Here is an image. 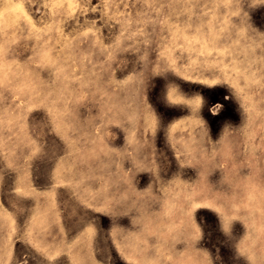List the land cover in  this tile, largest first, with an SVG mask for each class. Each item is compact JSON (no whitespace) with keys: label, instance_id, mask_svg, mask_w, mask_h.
I'll list each match as a JSON object with an SVG mask.
<instances>
[{"label":"rangeland","instance_id":"obj_1","mask_svg":"<svg viewBox=\"0 0 264 264\" xmlns=\"http://www.w3.org/2000/svg\"><path fill=\"white\" fill-rule=\"evenodd\" d=\"M169 1L0 0V264H264V0Z\"/></svg>","mask_w":264,"mask_h":264},{"label":"bare ground","instance_id":"obj_2","mask_svg":"<svg viewBox=\"0 0 264 264\" xmlns=\"http://www.w3.org/2000/svg\"><path fill=\"white\" fill-rule=\"evenodd\" d=\"M144 1H147V0H144ZM173 1V3H174V0H172ZM172 1H169V2H172ZM256 2V1H255ZM11 5V4H10ZM193 5V4H192ZM150 6V5H149ZM176 6H177V4H176ZM183 6V5H182ZM178 7V6H177ZM206 8V7H205ZM178 9V8H177ZM22 10V9H21ZM217 10V9H216ZM239 10V9H238ZM13 11V10H12ZM23 11V10H22ZM15 12V11H14ZM19 12H21V11H19ZM16 14L18 15L19 13H18V11H17V9H16ZM182 16V15H181ZM184 17V16H183ZM182 18V17H181ZM203 19H207V15H204L203 16ZM212 18H210V20H211ZM11 21V20H10ZM201 23V22H200ZM202 23H204V22H202ZM173 25V24H172ZM244 25V24H243ZM246 26V25H245ZM49 27V26H48ZM195 27H198L197 26V21H192L191 22V26H190V28H195ZM202 27H205L204 25L202 26L201 25V28ZM209 27V26H208ZM211 28H212V26H210ZM187 28V27H186ZM185 28V29H186ZM64 29V28H63ZM232 30V29H231ZM185 31V30H184ZM196 31H198V29L196 30ZM253 31V30H252ZM193 32V31H192ZM199 33V32H198ZM205 34V33H204ZM189 36H191V35H189ZM100 38V37H99ZM186 39V38H185ZM198 41V40H197ZM193 42V41H192ZM195 43H197V42H195ZM227 45V44H226ZM229 45V44H228ZM232 50H233V48H231ZM262 49V52H263V48H261ZM258 50V49H257ZM242 52V51H241ZM260 52H261V50H260ZM35 55V54H34ZM57 56V55H56ZM127 57V56H126ZM129 58V57H128ZM160 60V59H159ZM240 63V62H239ZM246 65V64H245ZM252 65V64H251ZM25 66V65H24ZM17 67V66H16ZM241 68L243 67V66H240ZM247 67V66H246ZM258 67V66H257ZM11 68V67H10ZM24 68V67H23ZM13 69V68H12ZM248 70V69H247ZM32 71V70H31ZM28 73V72H27ZM246 73V72H245ZM245 76V75H244ZM254 76V75H253ZM11 77V76H10ZM53 77V76H52ZM247 78V77H246ZM152 79V78H151ZM16 80V79H15ZM27 80V79H26ZM14 82V81H13ZM20 82H21V80H20ZM27 82V81H26ZM19 83V82H18ZM8 85V84H7ZM142 88V87H141ZM29 90V89H28ZM142 96V95H141ZM8 102V101H7ZM238 102V101H237ZM239 103V102H238ZM256 107H258V105L256 106ZM140 109H142L141 107H140ZM149 109V108H148ZM150 110V109H149ZM199 111V110H198ZM252 111V110H251ZM161 112V111H160ZM146 114H147V112H145ZM261 113H262V111H261ZM241 115V114H240ZM239 115V116H240ZM258 116V115H257ZM239 118V117H238ZM9 119V118H8ZM25 119V118H24ZM23 123V122H22ZM249 124L250 123H248V124H246V126L248 125L249 126ZM166 131H167V127L166 128H164L161 132H160V136H164V134L166 133ZM81 138V137H80ZM162 138V137H161ZM15 146V145H14ZM152 150V149H151ZM20 156V155H19ZM12 158V157H11ZM14 158V157H13ZM19 159V158H18ZM16 160V159H15ZM123 161V160H122ZM4 162V161H3ZM119 166V165H118ZM8 169V168H7ZM14 173V172H13ZM54 175V174H53ZM151 178V177H150ZM28 182V181H27ZM26 182V183H27ZM150 182V181H149ZM149 184V183H148ZM147 186V185H146ZM146 186H144V187H146ZM152 186V185H151ZM140 190V189H139ZM171 190V189H170ZM105 191H107V190H105ZM144 191V190H143ZM135 192V191H134ZM145 192V191H144ZM255 192V191H254ZM165 193V192H164ZM106 194V196H108L107 194V192L105 193ZM181 194V193H180ZM130 197V196H129ZM131 197H132V195H131ZM127 199H130V198H127ZM105 200V199H104ZM133 201V200H132ZM163 202H165V201H163ZM167 202V201H166ZM181 202V201H180ZM164 204V203H163ZM133 205H134V203H133ZM136 205V204H135ZM134 205V206H135ZM180 204H178V206H179ZM77 206V205H76ZM138 206V205H137ZM137 206H136V208H137ZM166 206V205H165ZM133 207V206H132ZM167 207V206H166ZM139 216V215H138ZM132 218H134V217H132ZM136 219V218H135ZM161 220V219H160ZM82 221V220H81ZM80 221V222H81ZM97 222V221H96ZM8 223V222H7ZM161 224V223H160ZM173 224V223H172ZM155 225V224H154ZM158 225H159V223H158ZM165 225V224H164ZM17 226V225H16ZM80 226V225H79ZM138 227V226H137ZM163 227V226H162ZM154 228V227H153ZM1 229V228H0ZM157 229H159V228H156V230ZM1 231V230H0ZM18 231V230H17ZM2 232V231H1ZM6 233H7V231H5ZM133 232V231H132ZM109 233V232H108ZM134 233H136V232H134ZM137 233H139V232H137ZM8 234H10V232L8 233ZM113 234V233H112ZM3 236V235H2ZM5 236V235H4ZM111 236V235H110ZM129 236V235H128ZM188 236H189V234H188ZM130 237V236H129ZM135 238H137V237H135ZM134 238V241L136 240ZM13 239V238H12ZM120 239V238H119ZM138 239V238H137ZM128 240H130L129 238H128ZM237 240V239H236ZM139 241V240H138ZM137 240H136V242H138ZM114 242V241H113ZM130 243V242H129ZM135 243V242H134ZM131 245H132V243H131ZM106 248V247H105ZM127 248H129V246H127ZM130 248H132V247H130ZM129 248V249H130ZM137 250V249H136ZM9 251V250H8ZM135 251V250H134ZM133 251V252H134ZM138 251V250H137ZM125 252V251H124ZM130 252H131V250H130ZM129 252V253H130ZM132 252V253H133ZM155 252V251H154ZM192 252V251H191ZM241 252V251H240ZM110 253V252H109ZM119 254V253H118ZM123 255L125 254V253H122ZM240 254V253H239ZM5 255V254H4ZM121 255V254H120ZM2 256V255H1ZM122 256V255H121ZM245 256V255H244ZM6 257V256H5ZM2 258V257H1ZM176 259V258H175ZM186 259V258H185ZM1 260V259H0ZM133 259H131V257H130V261H132ZM4 261H6V260H4ZM126 261H128V257H127V259H126ZM134 261V260H133ZM195 261V260H194ZM64 262V261H63ZM85 262L86 261H83L82 262V264H85ZM135 262H137V261H135ZM76 264H78V263H76ZM135 264V263H134ZM136 264H138V263H136ZM186 264V263H185ZM195 264V263H194Z\"/></svg>","mask_w":264,"mask_h":264}]
</instances>
